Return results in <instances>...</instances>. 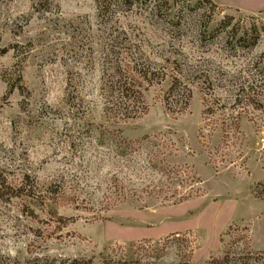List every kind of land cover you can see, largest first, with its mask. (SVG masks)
<instances>
[{"label":"rangeland","instance_id":"374dc122","mask_svg":"<svg viewBox=\"0 0 264 264\" xmlns=\"http://www.w3.org/2000/svg\"><path fill=\"white\" fill-rule=\"evenodd\" d=\"M2 183L0 264H264V0H0Z\"/></svg>","mask_w":264,"mask_h":264},{"label":"trees","instance_id":"16d2710c","mask_svg":"<svg viewBox=\"0 0 264 264\" xmlns=\"http://www.w3.org/2000/svg\"><path fill=\"white\" fill-rule=\"evenodd\" d=\"M128 67V66H126ZM130 70L126 71L123 70V72L120 71V76L118 79V92L114 94L115 98V103L113 102L114 106H117V109L119 111H130L132 112L134 110V105L135 103L139 104V97L135 95V91L132 89V82L134 81V76L131 75L129 72ZM150 72L145 71L144 74L140 75L141 77L144 75L148 77V74ZM141 74V73H140ZM140 78V77H139ZM113 107V106H112ZM2 186L0 187V192L8 191V195L10 197H18L20 196V190L22 189L21 187L15 188V187H10L6 183H2ZM101 259L99 261H95V258L87 259V260H74L71 264H111V260L106 258L104 255L100 257ZM128 262L125 261L124 264H127Z\"/></svg>","mask_w":264,"mask_h":264}]
</instances>
